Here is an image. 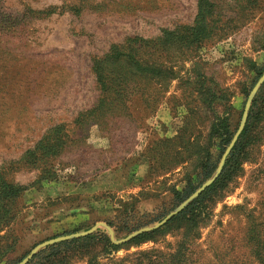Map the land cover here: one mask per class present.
I'll return each mask as SVG.
<instances>
[{"label": "rangeland", "instance_id": "obj_1", "mask_svg": "<svg viewBox=\"0 0 264 264\" xmlns=\"http://www.w3.org/2000/svg\"><path fill=\"white\" fill-rule=\"evenodd\" d=\"M64 1L0 0V184L24 188L8 207L0 202V264L20 262L54 236L95 225L122 238L118 224L131 213L145 222L172 213L170 190L182 189L188 178L198 182L206 152L218 158L210 127L229 111L237 132L248 99L242 90L256 81L250 64L264 65V0H208L210 38L193 50L167 48L162 56L177 78L161 91L149 81L143 96L128 93L129 118L115 120L110 132L92 122L81 129L78 113L100 96L92 60L128 39L186 35L198 0H93L97 9L79 15L37 14ZM202 82L216 93L210 106L198 94ZM260 118L241 172L214 199L201 229L195 252L209 264L222 254H246L249 221L264 231V112ZM59 127L67 137L55 147ZM176 233L116 256L168 251Z\"/></svg>", "mask_w": 264, "mask_h": 264}, {"label": "trees", "instance_id": "obj_2", "mask_svg": "<svg viewBox=\"0 0 264 264\" xmlns=\"http://www.w3.org/2000/svg\"><path fill=\"white\" fill-rule=\"evenodd\" d=\"M89 1L93 0H65L61 5L50 6L47 12L42 10L37 14L69 13L79 15L88 9L96 10L97 4L95 2L89 4ZM210 14L208 0H198L196 18L186 35L179 34L180 31H174L164 33V37L151 41L138 38L128 39L124 47H115L105 56L94 58L91 71L100 96L90 110L78 113L75 119L77 126L82 129L86 124L92 122L101 128H107L110 132V127L114 125L115 120L129 118L127 103L130 95L128 93L136 92L143 96L149 81L154 83L153 89L160 91L166 89V84L177 78V72L174 71V67L163 64L162 56L166 54L167 48L171 47H184L190 50L199 48L211 36L208 22ZM22 19L24 20V17ZM19 23L22 22L19 21ZM4 55L5 53L0 50V58ZM250 69L255 73L256 81L250 88L242 90L246 99L257 80L264 74V65L257 66L255 63H251ZM199 78L200 74L197 76L196 83L198 84ZM199 86L201 87H198V94L202 95L203 101H206L210 106L216 101V93L211 92L210 88H203V82ZM243 111L244 108L241 111V116ZM263 112L264 83L251 101L244 128L227 156L218 177L164 226L140 232L122 244H112L106 233L98 229L91 235L47 246L27 264H75L77 261H82L85 264H209V259L205 255L195 252L199 246L197 241L200 239L201 229L210 216L214 199L241 172V167L247 159L248 149L252 144L253 129L261 119ZM229 116L230 112L227 111L223 116L216 117L209 130V139L214 144L216 143L215 145L220 149L218 158L213 161L209 152H206L200 162L198 182L188 178L182 189L172 188L170 190L173 209L186 202L216 171L219 159L236 132L231 127ZM107 125L108 127H106ZM59 128L61 129L54 132V138L57 139L55 147L64 145L63 137H67L64 135V128ZM51 147V145L45 146L47 151H51ZM23 190L24 188L18 185L6 181L1 182L0 202L3 204V208L8 207L10 201L17 199ZM3 212L4 216L7 215L5 214L7 211ZM130 216L132 217L125 216L126 218L120 220L117 231L124 233V236L122 238L115 236L116 240L125 239L146 226L158 223L166 215L160 218L154 217L146 222L135 220L133 213ZM107 224L110 227L113 226L111 222ZM173 229L177 232L176 239L171 247L167 248L168 251L152 248L131 254L127 253L121 258L116 256L121 250L128 252L131 248H139L146 243H156L159 238L171 233ZM76 232L74 231V233ZM245 236L246 254L242 257L222 254V256H217L218 264L223 263L226 258L232 260V264H264V231L258 230L257 226L249 221ZM56 237L58 236L50 239Z\"/></svg>", "mask_w": 264, "mask_h": 264}, {"label": "water", "instance_id": "obj_3", "mask_svg": "<svg viewBox=\"0 0 264 264\" xmlns=\"http://www.w3.org/2000/svg\"><path fill=\"white\" fill-rule=\"evenodd\" d=\"M264 83V74L261 76V78L258 80V82L255 84V86L253 87V89L251 90L248 99L246 101V104L244 106V111L242 114V119H241V123L240 126L236 132V134L234 135V137L232 138L229 146L226 148L225 152L223 153L219 165L216 169V171L214 172V174L212 175V177L206 181L201 188H199L186 202H184L182 205H180L179 207H177L172 213H170L168 216H166L163 220H161L159 223L148 227V228H143L141 230H139L138 232H135L131 235H129L127 238L122 239V240H116L113 231L106 226L105 224H101V226L106 230L108 237L111 241L112 244H122L127 242L131 237L137 235L140 232H144V231H149V230H154L157 228H160L162 226H164L167 222H169V220H171L177 213H179L188 203H190L193 199H195L205 188H207L212 182H214V180L218 177V175L221 172V169L224 165V162L227 158V156L229 155V153L231 152L233 146L235 145V143L238 140L239 135L241 134L247 116H248V111L251 105V101L254 98V96L256 95L258 89L261 87V85ZM98 225L93 226L92 228H90L89 230L85 231V232H80V233H75V234H71V235H67V236H61V237H57V238H53L50 239L48 241H44L40 244H38L30 253L29 255L24 258L22 261H20L18 264H27L33 257L34 255L42 248H45L47 246L59 243V242H63V241H68L71 239H75V238H80V237H85L87 235H91L94 232H96V230L98 229Z\"/></svg>", "mask_w": 264, "mask_h": 264}]
</instances>
